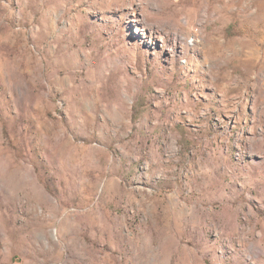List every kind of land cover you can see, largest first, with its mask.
Instances as JSON below:
<instances>
[{
    "label": "rangeland",
    "instance_id": "374dc122",
    "mask_svg": "<svg viewBox=\"0 0 264 264\" xmlns=\"http://www.w3.org/2000/svg\"><path fill=\"white\" fill-rule=\"evenodd\" d=\"M155 1L0 0V264H264V0Z\"/></svg>",
    "mask_w": 264,
    "mask_h": 264
},
{
    "label": "bare ground",
    "instance_id": "6f19581e",
    "mask_svg": "<svg viewBox=\"0 0 264 264\" xmlns=\"http://www.w3.org/2000/svg\"><path fill=\"white\" fill-rule=\"evenodd\" d=\"M150 3L156 8L161 7V5L157 3L155 0H150ZM140 4H141V7L145 9L144 5L142 3ZM140 20L144 23V26L146 30L150 32V35L155 34V37H157L160 40H163L164 37L168 34V32L165 30L166 25L175 26L178 31L173 33V40L177 43L184 41L185 36L182 32L179 31L181 23L176 18H168V19H162L158 21L156 19H150L149 12L143 11L141 14ZM169 49L170 51H173L172 47H170Z\"/></svg>",
    "mask_w": 264,
    "mask_h": 264
}]
</instances>
